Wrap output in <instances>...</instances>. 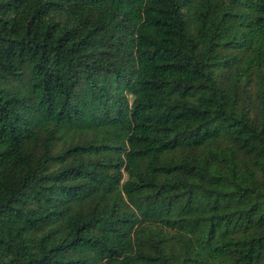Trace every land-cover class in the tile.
I'll use <instances>...</instances> for the list:
<instances>
[{
	"label": "trees",
	"instance_id": "1",
	"mask_svg": "<svg viewBox=\"0 0 264 264\" xmlns=\"http://www.w3.org/2000/svg\"><path fill=\"white\" fill-rule=\"evenodd\" d=\"M0 264H264V0H0Z\"/></svg>",
	"mask_w": 264,
	"mask_h": 264
}]
</instances>
